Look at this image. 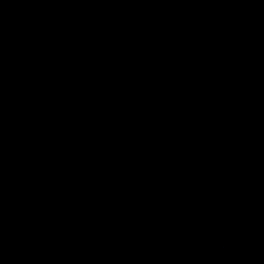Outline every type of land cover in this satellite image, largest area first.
I'll list each match as a JSON object with an SVG mask.
<instances>
[{"label": "water", "instance_id": "95a60500", "mask_svg": "<svg viewBox=\"0 0 264 264\" xmlns=\"http://www.w3.org/2000/svg\"><path fill=\"white\" fill-rule=\"evenodd\" d=\"M0 264H264V0H0Z\"/></svg>", "mask_w": 264, "mask_h": 264}]
</instances>
